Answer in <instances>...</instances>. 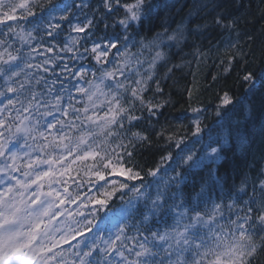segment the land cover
<instances>
[{"label": "snow or ice", "instance_id": "1", "mask_svg": "<svg viewBox=\"0 0 264 264\" xmlns=\"http://www.w3.org/2000/svg\"><path fill=\"white\" fill-rule=\"evenodd\" d=\"M233 5L0 0V264H264V166L236 155L264 59ZM209 60L214 107L172 90Z\"/></svg>", "mask_w": 264, "mask_h": 264}, {"label": "trees", "instance_id": "2", "mask_svg": "<svg viewBox=\"0 0 264 264\" xmlns=\"http://www.w3.org/2000/svg\"><path fill=\"white\" fill-rule=\"evenodd\" d=\"M164 2V0H162ZM176 7L171 10V15H176V19H179L178 13H180L181 8H184V11H187V8L184 7L186 4L190 5L191 0H174ZM239 2V0H237ZM243 7H235V15L240 18L241 27L239 29L240 36L239 42L243 45L247 41V36L250 35L253 39L251 43L247 44L244 48V51L247 52L251 49V56L248 60V68L258 70L261 64V60L264 59L262 56V51H264V18H262V9H264V3L262 0H242ZM232 10V9H230ZM163 14V13H162ZM182 14V13H180ZM247 34V35H245ZM225 39V38H221ZM233 41L236 40V36L231 37ZM191 59V57H189ZM213 61L209 60L207 64L201 63L199 65L193 61L191 67H186L182 73H177V77H186L185 79H178V84L172 89L174 92L181 90L185 87L186 84H191L194 91L197 95L193 101V104L209 102L213 103L214 107V97L216 95L217 87L211 81L210 73H216L218 69L211 67ZM242 70L244 68L243 62L239 66ZM236 73H233L235 77ZM229 84L232 83L230 79ZM243 89L238 86L234 88L235 95H240ZM179 99V96L176 97ZM207 118L204 123L211 125L214 119V113L206 114ZM260 124L259 121L253 124L252 126V140L250 145L241 152L239 149L236 150V155L242 161L246 160L247 163L253 168L252 175L256 174V171L259 170L261 166H264V137L259 134ZM207 139V136H205ZM196 149H199V145L195 146Z\"/></svg>", "mask_w": 264, "mask_h": 264}]
</instances>
